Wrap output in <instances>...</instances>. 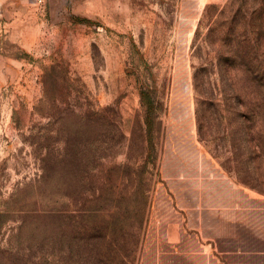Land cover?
<instances>
[{"label":"rangeland","instance_id":"obj_1","mask_svg":"<svg viewBox=\"0 0 264 264\" xmlns=\"http://www.w3.org/2000/svg\"><path fill=\"white\" fill-rule=\"evenodd\" d=\"M236 199L264 237V0H0V264H204Z\"/></svg>","mask_w":264,"mask_h":264},{"label":"crops","instance_id":"obj_2","mask_svg":"<svg viewBox=\"0 0 264 264\" xmlns=\"http://www.w3.org/2000/svg\"><path fill=\"white\" fill-rule=\"evenodd\" d=\"M202 212L210 211L219 217V226L212 224L211 234L205 236L202 229L199 231L200 237H197L199 246L191 252H184L183 255H191V258L198 262V258L203 257L204 264H264V237H255L251 235L250 222L244 221L242 216L250 212L244 202L239 199L232 202L223 200L218 205L203 206ZM204 225V219L201 218L199 226ZM215 228H218L217 230ZM245 228L249 229L246 236ZM198 234V233H197ZM181 231L179 235L175 232H167L166 238L170 243H181L187 237L182 238ZM200 240L202 242H200ZM205 242L207 245H205ZM211 248V252L207 250Z\"/></svg>","mask_w":264,"mask_h":264},{"label":"trees","instance_id":"obj_3","mask_svg":"<svg viewBox=\"0 0 264 264\" xmlns=\"http://www.w3.org/2000/svg\"><path fill=\"white\" fill-rule=\"evenodd\" d=\"M140 100L145 110L144 125L146 126L145 132L147 134L150 133L148 126L155 118H157L156 110L158 108L156 106L158 104H156L155 100L148 97V93L144 91V89L140 90ZM70 112L76 119L93 121L92 118H102L104 110H94L92 108L83 109L81 107L78 109L75 108ZM76 147H78V144ZM81 152L83 151L76 150L74 153L75 160H79V162H81L82 159L80 154ZM120 237L121 240H118V235L109 236L107 233H98V235L95 236L96 242L92 244L91 248L89 249L88 260H95L94 264H132V257H134L136 252L135 248H133V243L131 246H129L131 243L129 241H125V236L120 235ZM129 237L132 239V236ZM120 241L123 246L119 244Z\"/></svg>","mask_w":264,"mask_h":264}]
</instances>
